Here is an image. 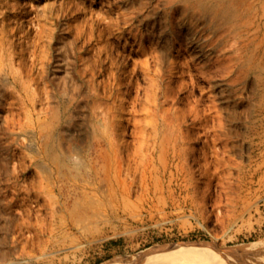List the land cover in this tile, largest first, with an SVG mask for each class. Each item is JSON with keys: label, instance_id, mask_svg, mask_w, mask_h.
Wrapping results in <instances>:
<instances>
[{"label": "rangeland", "instance_id": "374dc122", "mask_svg": "<svg viewBox=\"0 0 264 264\" xmlns=\"http://www.w3.org/2000/svg\"><path fill=\"white\" fill-rule=\"evenodd\" d=\"M202 241L264 264V0H0V264Z\"/></svg>", "mask_w": 264, "mask_h": 264}, {"label": "bare ground", "instance_id": "6f19581e", "mask_svg": "<svg viewBox=\"0 0 264 264\" xmlns=\"http://www.w3.org/2000/svg\"><path fill=\"white\" fill-rule=\"evenodd\" d=\"M257 252L254 244L219 247L216 242H181L156 245L102 264H236L235 258L254 256Z\"/></svg>", "mask_w": 264, "mask_h": 264}]
</instances>
